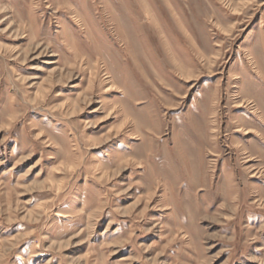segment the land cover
<instances>
[{"label":"rangeland","instance_id":"1","mask_svg":"<svg viewBox=\"0 0 264 264\" xmlns=\"http://www.w3.org/2000/svg\"><path fill=\"white\" fill-rule=\"evenodd\" d=\"M0 264H264V0H0Z\"/></svg>","mask_w":264,"mask_h":264}]
</instances>
